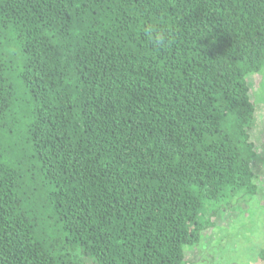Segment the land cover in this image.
Here are the masks:
<instances>
[{"label": "trees", "instance_id": "1", "mask_svg": "<svg viewBox=\"0 0 264 264\" xmlns=\"http://www.w3.org/2000/svg\"><path fill=\"white\" fill-rule=\"evenodd\" d=\"M263 71L264 0H0V264H205Z\"/></svg>", "mask_w": 264, "mask_h": 264}, {"label": "rangeland", "instance_id": "2", "mask_svg": "<svg viewBox=\"0 0 264 264\" xmlns=\"http://www.w3.org/2000/svg\"><path fill=\"white\" fill-rule=\"evenodd\" d=\"M262 78V73L253 74L248 78L252 100L260 98L258 86ZM255 102L256 114L249 130L257 152V157L252 162V168L259 176L257 198H263L261 204H264V101ZM252 207L255 208L254 212L258 211L255 216L254 212L250 215V205L248 204H240L227 211H221L215 218V223L229 224L238 218H242L246 223L238 229V234L225 237L222 251L220 250L216 254L210 250L204 252V250L195 251L196 248H191L186 251V260L204 259L203 254H205L207 256V259L204 260L205 264H264L259 257L260 246L264 243V207L256 205V203H252ZM214 236L212 229L204 231L202 241H210Z\"/></svg>", "mask_w": 264, "mask_h": 264}]
</instances>
